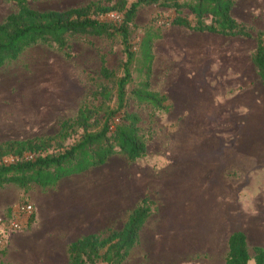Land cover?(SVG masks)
<instances>
[{
  "label": "crops",
  "instance_id": "1",
  "mask_svg": "<svg viewBox=\"0 0 264 264\" xmlns=\"http://www.w3.org/2000/svg\"><path fill=\"white\" fill-rule=\"evenodd\" d=\"M262 5L264 0H236L230 14L248 24L254 15L251 8L256 13ZM179 28L171 26V31L176 33ZM166 53L168 60L157 62L162 55L153 45L150 86L166 95L176 110V129L189 140L175 142L176 155L168 160H150L144 155L128 162L114 155L102 166L60 179L52 188L42 190L32 184L23 194L14 184L2 186L0 215L22 198L35 209L30 228L8 239L6 263L67 264L71 242L89 234L121 230L129 212L147 197L153 203L151 213L124 264H225L227 239L233 232L243 233L247 264H254L253 248L264 250V205L259 209L253 200L242 199V190L227 187L228 182L223 187L219 176L252 174L264 168V90L252 85L257 76L251 64H242L243 59L233 58L231 64L212 72L202 70L198 76L197 69H203V64L191 54L188 68ZM160 65L174 72H164L162 84L155 85ZM207 78L213 81L206 85ZM211 83L225 86L219 96L212 95ZM224 112L231 114L220 121ZM219 127L231 132L227 142L190 139L203 132L216 134ZM208 150L216 152L209 161L203 159Z\"/></svg>",
  "mask_w": 264,
  "mask_h": 264
},
{
  "label": "trees",
  "instance_id": "2",
  "mask_svg": "<svg viewBox=\"0 0 264 264\" xmlns=\"http://www.w3.org/2000/svg\"><path fill=\"white\" fill-rule=\"evenodd\" d=\"M8 1L15 9L0 22V67L34 45L55 46L64 51L72 36L117 40L122 54L116 70L109 69L104 56L99 55L100 83L89 95L91 103L80 104L72 119L59 122L54 134L0 143V188L14 184L23 193L32 184L42 190L52 188L60 179L102 166L114 155L123 156L128 162L144 157L150 137L141 132L140 118L128 110L129 105L147 106L162 114L170 106L165 95L150 86L153 45L161 38V29L146 26L139 41L132 40L137 30L134 19L142 7L166 8L174 13L168 25L192 32L251 37L249 28L230 14L236 0H115L111 6H102L95 0L64 10L43 11L30 8L29 0ZM182 9L189 12L193 21L179 14ZM111 12L118 21L100 18ZM253 39L249 62L264 90L263 34L257 31ZM69 140L71 143L66 144ZM26 201L22 198L17 204ZM152 206L143 197L129 212L121 230L89 234L71 242L66 250L67 264H123L137 243L138 231ZM10 212L11 208L6 210V214ZM34 215L35 209L27 229L33 224ZM227 247L225 264H247L243 233H231ZM253 253L254 264H264V250L255 247Z\"/></svg>",
  "mask_w": 264,
  "mask_h": 264
},
{
  "label": "rangeland",
  "instance_id": "3",
  "mask_svg": "<svg viewBox=\"0 0 264 264\" xmlns=\"http://www.w3.org/2000/svg\"><path fill=\"white\" fill-rule=\"evenodd\" d=\"M90 1L95 0H29L28 6L41 11L64 10L85 5ZM98 1L102 6H111L115 2V0ZM126 1L129 3L133 0ZM262 6V9H257L256 13L254 8H251L254 15L249 18L248 24H245L250 30L251 37L238 41L208 38L202 33L184 28H179L176 33L172 32L171 25L167 24L168 20L174 16L172 11L153 5L142 7L134 19L137 30L132 40L138 42L142 36V29L146 26L161 29V38L154 42L162 55L159 59L156 57L157 62L168 60L166 56L168 51L174 62L184 61L188 67L189 54H191L197 63L203 64V69L198 67L197 75L202 70L212 72L219 66L224 67L228 62L231 64L233 58L239 62L243 59L242 64H246L245 62L250 64L249 53L254 46L255 32H261L264 41V5ZM14 9L11 1L0 0V22ZM260 11L261 14L258 15ZM179 14L193 21L187 10L182 9ZM100 18L113 22L118 21V16L112 12ZM67 46L66 50L60 51L55 46L34 45L25 49L14 61L7 62L0 67V143L6 140L54 134L59 122L72 119L80 104L91 103L89 95L100 83L98 78L99 55L104 56L106 66L112 70L117 69L122 59L117 40L95 36H72L67 39ZM65 53L68 56H65ZM162 66L160 65L157 70L159 80L154 81L155 85L162 84V77L166 72L167 74L170 70L174 72L173 69L163 70ZM162 72L165 73L162 75ZM171 77L172 75L168 78L171 79ZM211 81L213 79L207 78L206 85ZM252 85L262 88L255 76H253ZM209 86L213 88V96L220 95L223 85L211 83ZM169 106V114L153 111L147 106H135L133 103L128 107V110L139 116L141 132L150 137L145 152V156L147 155L150 160L171 159L176 155L173 144L177 141L189 140L187 134L176 129L177 118L174 112L176 110L171 102ZM230 114V112H224L220 121ZM216 124H219V120ZM230 136L231 132H223L219 127L216 129V134L211 131L203 132L191 136L190 139L206 141L207 137L212 140L219 139L224 143L230 139ZM67 143H71V140ZM215 155V150H208L203 155V159L209 161ZM256 173L240 175L229 172L219 176V181L223 187L228 182L227 187L230 185L232 189L242 190L241 198L247 202L253 200V203L261 209L264 205V168L257 170ZM213 179L214 182L218 181ZM200 184L201 182L198 186ZM0 262L8 264L4 260V252L0 253Z\"/></svg>",
  "mask_w": 264,
  "mask_h": 264
},
{
  "label": "built area",
  "instance_id": "4",
  "mask_svg": "<svg viewBox=\"0 0 264 264\" xmlns=\"http://www.w3.org/2000/svg\"><path fill=\"white\" fill-rule=\"evenodd\" d=\"M33 214L34 206L26 201L14 206L9 214L0 215V251L5 249L10 236L28 230V221Z\"/></svg>",
  "mask_w": 264,
  "mask_h": 264
}]
</instances>
